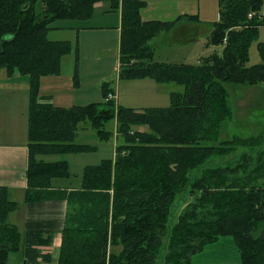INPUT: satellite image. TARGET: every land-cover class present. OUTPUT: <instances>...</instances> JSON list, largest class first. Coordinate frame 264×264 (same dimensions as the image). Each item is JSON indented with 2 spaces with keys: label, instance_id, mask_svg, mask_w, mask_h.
Returning <instances> with one entry per match:
<instances>
[{
  "label": "trees",
  "instance_id": "trees-1",
  "mask_svg": "<svg viewBox=\"0 0 264 264\" xmlns=\"http://www.w3.org/2000/svg\"><path fill=\"white\" fill-rule=\"evenodd\" d=\"M105 2L121 16L118 78L182 86V92L169 94V106H120L107 100L114 94L109 83L102 85V103L59 108L40 102V79L59 75L60 59L71 51L68 42L47 40L52 24L88 20L94 6ZM263 5L264 0H218L219 19L209 40L226 39L222 53L198 65H177L152 61L149 41L172 24L142 22L140 0H0V70L29 77L25 201L41 200L53 180L71 177L67 161L43 157L95 150L74 143L81 124L103 141L114 136L106 125L115 121L121 140L113 159L86 166L80 188L65 193L56 261L48 250L54 233L20 232L9 223L18 205L0 187V264H9L12 254L20 255V264H157L164 240L162 264H192L191 256L222 237L233 238L242 264H264V151L248 174L246 153L234 166L214 163L237 147L264 144V133L207 144L218 140L232 118L223 84L264 82V42L257 43L261 62L248 65L250 46L264 27ZM180 194L190 200L169 226Z\"/></svg>",
  "mask_w": 264,
  "mask_h": 264
},
{
  "label": "crops",
  "instance_id": "crops-1",
  "mask_svg": "<svg viewBox=\"0 0 264 264\" xmlns=\"http://www.w3.org/2000/svg\"><path fill=\"white\" fill-rule=\"evenodd\" d=\"M140 1L145 3V6L140 10L142 22L158 21L172 24L168 30L160 32L150 41L151 46L158 47L156 40L164 39L168 47L165 52H177V55H171L168 58L162 56L161 61H174L173 57L177 56L179 61L176 62L185 63L188 55L193 56L192 58L196 61L197 55L194 56L192 53L196 52L203 39L209 37L212 24L219 19L218 1ZM103 6L104 3H97L94 10L97 8L99 12H93L92 15V17L96 14L102 16L100 17V28H93L92 26L83 28L99 29L102 32L98 35H93L96 32L93 33L92 30L80 31L82 27L78 25L84 24V21L76 20H61L66 24L55 26L47 32L46 38L50 42H68L71 53L61 57L59 75L44 76L40 79L39 100L41 103L52 104L59 108L83 106L87 103H101L100 83L108 78L107 76L98 75L93 91L87 93L85 90L87 89V83L91 81V77H87L81 72L80 54L94 53L95 47L101 43L105 48L102 54L109 52L116 56L117 64L114 66V71L116 67L119 68V51L117 52V47L120 39V11H110L109 6ZM259 15L261 19H264L262 8ZM92 17L86 21L89 22ZM203 28H205L204 32H202ZM76 65H78V74ZM75 78H77L76 83L74 82ZM83 84L85 85L84 88ZM171 92L175 91H169L167 95L169 96ZM28 98L29 77L18 74L8 77L5 71L0 73V135L2 134L3 139L0 140V187L7 189L9 199L18 205L17 209L9 214V223L15 225L20 232L25 229H37L54 233L52 245L48 250L51 252L53 260L56 261L61 243L60 232L65 225L67 215V201L64 195L68 191L79 189L81 182L77 177L74 178L70 172V178L53 180L50 188L42 191L41 200L25 201L29 142L28 135L24 132L25 123L23 120L27 118ZM15 125H21V130L14 128ZM96 150L97 148L93 152ZM114 156L115 150L112 158L109 159H113ZM46 158L43 157L48 162L60 160L54 158L47 160ZM68 166L70 171L69 163ZM222 238L213 243L214 245L210 244L205 248L225 244L230 249L233 248L234 252L236 246L233 242ZM234 254L235 257L231 261L228 256L222 255L216 257V262L242 264L240 258L237 259L236 253ZM227 258L229 261H227Z\"/></svg>",
  "mask_w": 264,
  "mask_h": 264
},
{
  "label": "rangeland",
  "instance_id": "rangeland-1",
  "mask_svg": "<svg viewBox=\"0 0 264 264\" xmlns=\"http://www.w3.org/2000/svg\"><path fill=\"white\" fill-rule=\"evenodd\" d=\"M218 1V0H217ZM40 3L37 2L35 4V9L39 7ZM104 6H109V2H105ZM103 6V7H104ZM217 6V4H216ZM262 11H264V5L262 7ZM93 12H99L98 9H93ZM93 15V14H92ZM99 14L94 15L92 19L88 22L84 20V24H79L83 30L91 31L98 35V33L102 32L99 29H83L89 26L93 28H100V17ZM219 16V13H218ZM219 18V17H218ZM89 20V19H88ZM88 22V23H86ZM66 22L58 20L55 21L52 26H60L64 25ZM111 26V25H110ZM205 28H203L204 32ZM159 34V33H158ZM157 34V35H158ZM156 35V36H157ZM155 41V40H154ZM99 42V41H96ZM158 43V47L151 46L150 41L148 45L152 49L151 59L154 62L165 63V64H187V65H198L203 59L210 57L212 55H220L222 50L224 49L223 43L210 42L209 37L203 39L201 45L198 46L195 53H192L194 56L197 55L196 61L193 59V56H186L185 63H178L179 58L177 56L173 57L174 61H161L163 57H170L171 55H177V52L169 53L165 52L168 48L166 46V41L164 39L156 40ZM264 42V28L259 29L258 38L254 41L249 49V62L248 65H254L261 62V58L259 52L257 50V43ZM154 43V42H153ZM152 43V44H153ZM103 45L96 46L94 53H81V72L87 76L91 77L90 83H87V89L85 90L87 93H91L93 91V87H95V82H97L96 78L98 75L107 76V80L100 83V97L101 103L104 102V97L102 94V85L104 83H109L114 90L115 100L114 102L118 103L120 106L131 108L135 110H141L145 108H155V107H167L169 106V96L167 95L169 91L182 92L183 87L178 86L176 84H157L151 79H142V80H120L118 78V68L116 67L114 71V66L117 64L116 56L110 54H102L104 52ZM119 51V45L117 47V52ZM71 53V52H70ZM180 55H182L180 53ZM194 60V61H193ZM4 70H0V73ZM76 71L78 74V65H76ZM74 78V77H73ZM77 78H75L74 82L76 83ZM111 81V82H110ZM224 88L227 93L228 103L232 109V118L230 121L224 122L222 125V129L220 131L219 138L216 142L207 143L208 145H217L222 141L231 140L234 136H238L240 138H254L263 135L264 133V82L257 85H244L227 82L224 83ZM85 85L83 84V88ZM100 103V102H96ZM91 103H87L83 106H87ZM28 112H29V98H28V107H27V118L23 121L24 132L27 134L28 132ZM82 129H80L77 133V136L74 139V143L77 145H85L90 147H95L97 150L95 152H84L77 154H68L64 156H54L47 157V160L50 159H62L69 163L70 172L73 177H77L78 180H81V176L83 173V169L86 166H94L99 164L102 160L112 158L114 150L118 144H120V136L115 135L110 140H100L95 132L88 127V124H81ZM87 127V128H85ZM115 121H110L106 125V129L109 131L115 132ZM14 128L21 130V125H15ZM143 130V128H140ZM2 134L0 135V140L2 139ZM264 143V142H263ZM115 145V146H114ZM261 151H264V144H260L259 146L253 147H237L235 150L227 157L222 160H215L214 163L216 165L225 162L228 165L234 166L238 162H242L240 159L244 153H246L248 157L247 163H244L246 167H248V173H252L255 169V164L259 163V157ZM258 152V153H257ZM249 155V156H248ZM262 156V154H261ZM264 158V155H263ZM240 174V173H239ZM239 177H244V174L238 175ZM190 198H185L183 194H180L175 201V208L173 210V218L170 219L168 225L171 226L179 214L183 211L187 201ZM9 222V221H8ZM222 239H228L229 241H233L232 237H225ZM164 247L161 252L157 256L156 263L162 264L163 257L166 253V240L163 242ZM214 245V244H212ZM235 245V244H234ZM208 246V245H207ZM210 247V246H209ZM203 248L199 253L191 256L192 264H222L216 262V257L226 255L231 261L233 257L239 258V252L230 249L229 246L222 244V246H213L211 248ZM11 260L9 264H20V255L12 254L10 256ZM227 258V261H229ZM226 263V262H225ZM223 262V264H225Z\"/></svg>",
  "mask_w": 264,
  "mask_h": 264
},
{
  "label": "built area",
  "instance_id": "built-area-1",
  "mask_svg": "<svg viewBox=\"0 0 264 264\" xmlns=\"http://www.w3.org/2000/svg\"><path fill=\"white\" fill-rule=\"evenodd\" d=\"M250 16H251V15H249V17H250ZM225 41H226V39L223 40V43H225ZM112 98H113L112 95H109V96H108V99H112Z\"/></svg>",
  "mask_w": 264,
  "mask_h": 264
}]
</instances>
